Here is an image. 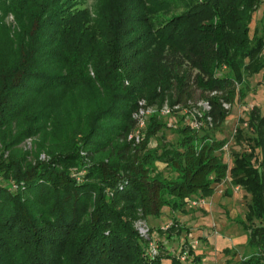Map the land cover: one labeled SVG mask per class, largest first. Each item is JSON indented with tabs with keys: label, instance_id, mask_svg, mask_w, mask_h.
Returning a JSON list of instances; mask_svg holds the SVG:
<instances>
[{
	"label": "trees",
	"instance_id": "obj_1",
	"mask_svg": "<svg viewBox=\"0 0 264 264\" xmlns=\"http://www.w3.org/2000/svg\"><path fill=\"white\" fill-rule=\"evenodd\" d=\"M69 1L0 0V264H183L135 223L209 198L227 179L250 198L248 253L232 264H264V96L239 121L234 137L248 151L231 167L214 136L243 73L264 83L254 58L264 39L247 36L264 0H104L102 31ZM141 101L156 112L135 144L127 137ZM199 101L211 126L195 131L183 112ZM164 105L179 120L172 144ZM28 140L32 153L20 148ZM157 162L176 178L156 174ZM151 229L165 239L184 232L176 222Z\"/></svg>",
	"mask_w": 264,
	"mask_h": 264
},
{
	"label": "rangeland",
	"instance_id": "obj_2",
	"mask_svg": "<svg viewBox=\"0 0 264 264\" xmlns=\"http://www.w3.org/2000/svg\"><path fill=\"white\" fill-rule=\"evenodd\" d=\"M68 1V0H66ZM262 1V0H260ZM68 10L78 17L83 14L82 22L92 31H102L106 27L105 18L108 13V4L104 0H71L69 1ZM72 7V8H71ZM264 3L261 2L259 7L251 14V21L248 30V39L254 42L255 39H264V21L263 19ZM82 13V14H80ZM8 24H13V18L9 16L6 19ZM254 58L257 61L264 60V47L255 53ZM244 65L249 63L248 59L244 60ZM225 67H222L224 70ZM220 74V72H218ZM252 74V69L247 70ZM262 73L253 76H247L243 73L241 84L238 85L239 95L232 106L229 107V115L225 122L221 124L214 132L217 140L226 141L220 154L223 163L232 166L233 154H240L248 151L246 141L237 142L234 137L235 130L238 129L239 121L245 118L246 113L254 106L262 108L264 96V83L262 82ZM198 93L195 94L194 100H198ZM166 124V130L163 132L167 143H174L176 135L172 133L179 124L176 117L160 116ZM176 118V119H175ZM180 119V118H179ZM147 122V120H146ZM147 124V123H146ZM244 136L249 137L250 133L244 131ZM150 147H155L154 143ZM20 148L24 152L32 153L34 145L32 141H26ZM6 156V155H5ZM40 159L46 161L45 156L41 155ZM155 173L159 174L166 180H174L176 175L170 172L162 163H155ZM229 179L216 186L211 197L203 199L195 206L191 201L188 205L179 207V210L173 212L170 209H163V215L160 219H149L148 224L143 228L134 225L136 233H143L146 239L153 237L158 244L163 247L171 256H183L181 253L182 241L193 249L194 256L200 257V262H193V256L188 251L184 256L183 264H231L239 261L248 253L245 247L247 233L243 230L244 215L250 198L241 189L230 187ZM202 199V198H200ZM198 199V200H200ZM197 203V202H196ZM176 222L182 227L183 233L177 237L172 236L168 239L158 237L151 229L160 228L165 230L170 224ZM151 232V233H150ZM150 254L153 255L151 251ZM155 253L157 248L154 247ZM163 264H170V261L164 260Z\"/></svg>",
	"mask_w": 264,
	"mask_h": 264
},
{
	"label": "built area",
	"instance_id": "obj_3",
	"mask_svg": "<svg viewBox=\"0 0 264 264\" xmlns=\"http://www.w3.org/2000/svg\"><path fill=\"white\" fill-rule=\"evenodd\" d=\"M138 109L133 113L132 117L133 119L136 121V128L134 129V131L127 137L128 141H133L135 144H138L142 138L143 132L146 128V120L147 118L154 114L156 112V109L154 107H145V103L144 101L139 102L138 105ZM189 109L188 110H184V121L186 123L189 124V126L191 127V129L195 130V131H199L202 127H210L211 126V120L209 117H205L203 115V113L201 112H207L209 110V106L208 104L199 101L196 103H190L189 104ZM224 109L228 110L230 105H223ZM178 107H175V109H177ZM160 116H170L171 117V113L169 108L164 105L159 111H158ZM236 190L238 188H235ZM203 199L198 200L197 199V203L193 200L191 201L192 206H195L196 204H198L199 202H203ZM136 226L143 228V226H145V222L142 221H138L135 223ZM139 236L141 237H145V235L143 233H139ZM151 246V251H153L152 253L155 254V250H154V246L153 245H149ZM186 255V252H183V256L179 257V261H184V256Z\"/></svg>",
	"mask_w": 264,
	"mask_h": 264
}]
</instances>
